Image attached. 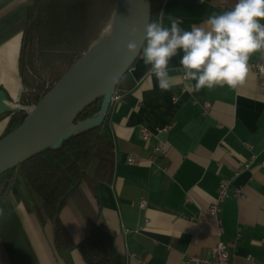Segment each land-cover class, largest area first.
<instances>
[{"label": "crops", "instance_id": "crops-1", "mask_svg": "<svg viewBox=\"0 0 264 264\" xmlns=\"http://www.w3.org/2000/svg\"><path fill=\"white\" fill-rule=\"evenodd\" d=\"M153 2V20L170 27L171 17L191 30L207 27L203 24L210 13L230 10L236 0ZM34 3L0 0V88L9 101L23 103L22 27L26 7ZM9 20L18 25L11 33L5 25ZM182 55L169 61L174 86L168 91L159 89L143 54L138 56L119 87L123 98L108 111L115 151L112 181L99 182L96 193L82 183L78 198L62 207L60 217L76 243L93 224L111 234L113 254L123 264H190V256H208L219 239L228 244L234 264H264V74L255 73L249 63L264 61V49L249 55V71L235 88L225 84L199 91L195 81L184 77ZM18 114L0 113V137ZM168 123L167 133L149 141L140 137L141 127ZM161 140L168 154L152 161L154 145ZM253 153L258 156L251 167L235 175ZM129 154L138 161L128 162ZM222 179L232 180L230 192L241 187L243 195L231 194L222 202L219 235L217 218L208 208ZM30 200L17 175L0 210V264H90L77 246L66 257L56 250L51 221L43 223ZM14 219L17 224H4Z\"/></svg>", "mask_w": 264, "mask_h": 264}, {"label": "trees", "instance_id": "trees-1", "mask_svg": "<svg viewBox=\"0 0 264 264\" xmlns=\"http://www.w3.org/2000/svg\"><path fill=\"white\" fill-rule=\"evenodd\" d=\"M115 2L116 0H35L34 5L26 7L20 52V74L25 89L24 104H37L84 54L107 25ZM154 10L152 0L151 21H154ZM5 25L9 33L18 26L11 25V20ZM48 52L66 54V57L57 60L51 67L50 79L45 87V84L38 85L37 75L40 72L41 56ZM122 80L123 78L118 87H121ZM101 103L102 98L91 103L76 120L96 115ZM27 112L23 109L15 115L8 131L19 125ZM114 163V142L106 117L102 125L77 131L60 146L46 148L1 173L0 210L19 175L40 220L43 223L51 221L54 245L60 254L66 257L67 251L77 246L90 264H123L113 254L111 234L93 224L86 237L76 243L60 217L62 207L72 198H78L82 183L96 193L99 182H111ZM9 223L17 224L18 220H9L4 224Z\"/></svg>", "mask_w": 264, "mask_h": 264}, {"label": "water", "instance_id": "water-1", "mask_svg": "<svg viewBox=\"0 0 264 264\" xmlns=\"http://www.w3.org/2000/svg\"><path fill=\"white\" fill-rule=\"evenodd\" d=\"M151 19L152 0H116L111 18L105 26L110 25V35L92 77L63 95H54L82 55L33 105L24 120L0 137V174L46 148L60 146L77 131L104 123L120 80L142 53H129L126 44L130 39L139 41L144 34V25ZM133 28L137 30L135 37L131 35ZM100 98L102 103L96 115L76 120L87 106ZM27 105L9 101L6 91L0 88L1 114L26 110Z\"/></svg>", "mask_w": 264, "mask_h": 264}, {"label": "clouds", "instance_id": "clouds-1", "mask_svg": "<svg viewBox=\"0 0 264 264\" xmlns=\"http://www.w3.org/2000/svg\"><path fill=\"white\" fill-rule=\"evenodd\" d=\"M169 20L170 27L155 20L146 23L139 41L126 44L129 53L142 52L161 91L174 86L169 61L180 52L179 64L199 91L225 84L235 88L249 71V55L264 49V0H236L230 10L210 13L203 24L207 27L185 30L175 19ZM136 34L133 28L131 35Z\"/></svg>", "mask_w": 264, "mask_h": 264}, {"label": "built area", "instance_id": "built-area-1", "mask_svg": "<svg viewBox=\"0 0 264 264\" xmlns=\"http://www.w3.org/2000/svg\"><path fill=\"white\" fill-rule=\"evenodd\" d=\"M249 63L255 73L264 74V61L260 59H255V60H251ZM184 77L187 78L185 76V73H184ZM122 98H123V93L118 87L112 96V102L121 100ZM204 104L206 107H209L208 101H205ZM32 107L33 105L29 104L26 106V110L29 111L31 110ZM171 127H172L171 123H168L161 127H157L155 129H152L147 126H143L141 127V130H140V137L144 141H149L151 137H153L154 135L167 133ZM167 154H168V148L166 145V141L161 140L159 143L154 145L152 161H156L157 159L164 158L167 156ZM257 156H258L257 153H253L251 157L243 165H241L240 167L236 169L235 175L239 174L240 171L251 167V165L257 159ZM127 160L130 163H135L138 161L136 156L133 154H129L127 157ZM261 164L264 165V159L261 160ZM162 167L159 166V168H162ZM231 186H232L231 179H222L218 186L217 196L208 208L209 212L215 215V217L217 218L219 235H221L223 232V224H222V219L220 217V212L222 210V202L227 196L231 194H233L234 196L243 195L241 187H234L233 191L230 192ZM146 205H147L146 199H142L140 201V206L145 207ZM141 261L142 263L145 262L144 259H142ZM188 261L190 264H234L232 261L230 248L228 244L222 239H219L218 242L212 246L211 252L208 256L193 255L188 258Z\"/></svg>", "mask_w": 264, "mask_h": 264}, {"label": "bare ground", "instance_id": "bare-ground-1", "mask_svg": "<svg viewBox=\"0 0 264 264\" xmlns=\"http://www.w3.org/2000/svg\"><path fill=\"white\" fill-rule=\"evenodd\" d=\"M111 27H105L100 35L91 43L82 58L73 66L63 78L55 96L63 95L71 89L88 81L97 65V62L107 44Z\"/></svg>", "mask_w": 264, "mask_h": 264}, {"label": "rangeland", "instance_id": "rangeland-1", "mask_svg": "<svg viewBox=\"0 0 264 264\" xmlns=\"http://www.w3.org/2000/svg\"><path fill=\"white\" fill-rule=\"evenodd\" d=\"M66 57V54H61L57 52H48L41 56L40 59V72L37 75V83L38 85L45 84V87H47V83L49 82V71L51 67L55 64V62L59 59H63ZM46 82V83H45ZM25 93V89L23 91ZM24 99V95L22 100Z\"/></svg>", "mask_w": 264, "mask_h": 264}]
</instances>
